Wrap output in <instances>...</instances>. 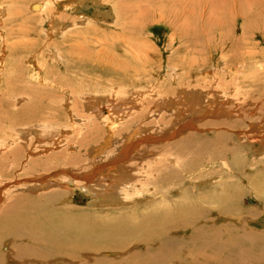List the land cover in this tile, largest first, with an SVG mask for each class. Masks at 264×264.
I'll return each instance as SVG.
<instances>
[{
	"label": "rangeland",
	"instance_id": "obj_1",
	"mask_svg": "<svg viewBox=\"0 0 264 264\" xmlns=\"http://www.w3.org/2000/svg\"><path fill=\"white\" fill-rule=\"evenodd\" d=\"M87 1L80 5L77 4L79 0H0V7L8 10L5 18L0 17V137L4 134L12 136L15 127L28 123L71 124L72 119L67 120L71 113L67 110L71 108L73 99H83V96L91 92L94 94L86 96L83 102L94 100L109 115L116 114L110 112V108L107 109L111 103L119 105L121 109L127 104L128 108L123 110L129 111V114L140 112L137 103L141 94L131 88L120 92V97H114V93L102 94L109 92L112 85L136 88L148 86L149 89L152 86L163 87L167 92L177 90L181 82L186 86L194 84L201 87L208 82V87L220 90V94L227 96L225 99L221 98L219 103L225 105L219 114V105L212 111L200 112L191 108L192 112L185 113L188 115L181 124H186V121L191 123L190 133H196L197 136L188 137L184 133L174 140H165L155 145L160 148L153 152L152 157L146 156L144 159H149V163L142 165L143 169H148L164 160L173 164L176 172L182 176H177L178 179L176 177L175 185L170 184L166 186L168 189H160L159 192V185H147L146 193L136 197L133 202L137 204L132 203L126 207L121 203L104 206L106 204L101 200L92 205L90 201L92 197V202L97 197L96 193L84 195L82 191L74 189L70 182L67 185L68 190H72V195L66 200H49L48 196H37L39 192H36L34 186H29L38 181L35 180L36 177L51 176L50 173L32 176L30 171L36 169L29 171V160L45 159L65 150L63 139L71 137V133L64 132L62 135H53L52 140L41 141L38 136L41 134L35 126L25 128V133L21 136L25 157L18 160L16 171L7 173L8 180L0 184V194L2 190L9 191L6 201H0V214L23 212L32 214L39 220L46 212L68 218L76 217L77 220H112L114 217L127 216L129 222L136 223L144 215H169L164 216L166 218L162 223L149 228L153 234L150 236L154 237L149 243H144V239L149 236L146 234L147 230L139 229L134 238L129 237L123 242L125 247L122 246L121 249L113 246L110 249L109 245L97 251L94 249L93 252L82 248L72 249L68 255L73 254L76 258L62 256L63 254L45 256L43 253L17 257L16 251H19L20 246L40 249L41 242L35 239L16 242L9 240L0 248L2 264H41L34 260L46 258L61 259L60 262H51L52 264H264V144L259 146L245 142L234 132L241 129L239 126L220 131L228 135L218 140L215 138V130L201 129L199 125L207 121L227 120L223 115H228L230 111L231 122L251 117L256 121L255 125H260L259 120L264 117V0ZM73 3L74 6L71 5ZM37 4H46L42 14L32 11V6ZM108 11L114 19L103 22L102 17ZM184 11L188 12L187 16H183ZM95 17H98V21H93ZM56 19L67 27L64 34L60 30H52ZM194 40L198 42L195 43ZM3 50L5 55L2 56ZM125 66L131 69L128 70ZM200 68H207L212 75L198 72L201 71ZM218 83H221L223 89ZM116 89L114 87L113 91ZM178 90L174 98L181 94L183 96L185 91L196 94L199 89H193V92L190 88ZM198 92L204 93L201 90ZM195 94L196 98L200 97ZM201 98L197 99L201 101ZM32 104L38 110L36 115L24 118L21 114H26ZM119 106L115 107L116 112L121 111L120 108L118 110ZM89 110L85 112L92 115L96 112L99 118L108 116L103 110L100 114L96 109ZM209 111L210 114L207 113ZM149 120L147 113L139 124H147ZM240 122L247 127V122ZM83 123H87V120H83ZM76 124L78 123H74ZM96 126V131L87 136L86 146L90 142H98L104 135L103 125L99 123ZM153 128L151 129L155 130ZM74 129L81 132L78 125ZM171 131L172 125L164 136ZM145 141H148L147 138ZM86 149L84 146L82 149L68 150L66 155L48 160L47 163H51L49 168L69 160L75 162L74 158H78L76 160L81 167H91L89 158L94 147ZM220 151H223L222 157L215 159L214 156ZM133 161L126 162L129 166L133 165V169L138 168L135 170L137 172H132L136 177L131 183L145 181L146 175L140 170L141 164ZM74 167L62 166L53 172L60 175L66 172L65 175L72 178L78 176L80 170ZM219 175L220 181L217 179ZM215 176L218 182L210 180ZM53 181L60 182L58 178ZM53 187L57 185L54 184ZM185 192L189 193L186 197L183 196ZM97 194L102 195L100 191ZM178 206H181L184 219L192 217L197 221L191 228L177 229L180 227L178 224L171 229L163 225L168 220H176L175 215L181 216L182 213L176 209ZM222 207L226 210L228 207L226 215L219 212ZM199 217H203V220ZM197 228L202 231L194 240ZM209 243L212 244L208 245ZM8 247H12L14 253L7 250ZM46 261L48 260L41 262Z\"/></svg>",
	"mask_w": 264,
	"mask_h": 264
},
{
	"label": "bare ground",
	"instance_id": "obj_2",
	"mask_svg": "<svg viewBox=\"0 0 264 264\" xmlns=\"http://www.w3.org/2000/svg\"><path fill=\"white\" fill-rule=\"evenodd\" d=\"M76 1L77 0H73V2H76ZM86 1L87 0H79L80 3L77 2V4L82 5ZM96 1L97 0H94L95 3H96ZM188 1H191V0H188ZM87 2L89 3L90 1H87ZM71 5L74 6V3ZM101 5H103V4L101 3ZM97 6H99V5H97ZM85 7H87V6H85ZM188 8H189V6H188ZM31 9H32V11L38 12V14H42L44 12V10L46 9V4L45 5H41V4L33 5ZM124 10H125V8H124ZM7 12H8V10H6V7H0V17L1 18L2 17L5 18L4 16L8 15ZM181 12H183V11L181 10ZM187 13L188 12L184 11V14L183 13L182 14H183V16H187L186 15ZM116 16L118 18V15H116ZM102 19H103V22L104 21L108 22L107 19L113 20L114 18H113V16L111 17V13L108 11L105 14V17L103 16ZM93 21H98V17H95ZM53 22L55 23V25L52 26V30L53 29L55 31L60 30V33L64 34V32L67 28L65 26V24L62 23V21H58L57 19L54 20ZM185 23L186 22H184V24ZM68 29H70V28H68ZM194 41H196V40H194ZM197 42L198 41H196L195 43H197ZM196 47H197V45L195 46V48ZM198 47H201V46H198ZM3 55H5L4 50L2 51V56ZM139 59H138V61H139ZM125 68H126V66H125ZM126 69L129 70L131 68H126ZM200 70L201 71H198V72H206L207 74L208 73L211 74L210 71L207 70V68L206 69L200 68ZM195 73H197V71ZM185 75L187 76V74H185ZM201 76H202V74H201ZM196 80L198 81V78ZM220 80H221V78H220ZM220 80H218V81H220ZM199 81H200V79H199ZM208 81H211V80H208ZM223 81H224V79H223ZM223 81H222V83L226 84ZM205 82L206 81L204 80L203 83H205ZM184 83H185V81H184ZM214 83H215V81H214ZM186 84H187V82H186ZM218 84H220V86H221V83H218ZM207 85H208V82H206L203 87L198 86V85H194V84H190V85L186 86V85H183V82H181L179 84L178 89L190 88L191 91L193 89L194 90L199 89L202 92H204V93L198 92L199 90L196 92V94H198V96L202 97L201 101L199 99H197L200 97L196 98L194 96L195 93L194 94L188 93V92L186 93V91H185L186 89L183 90L185 92L181 91V92H183V96L181 94V96L174 98L175 95L177 94L176 91L178 89L177 90L173 89L171 91L165 92L163 90V87H159V88L155 87L154 88V86H152V88L149 89L148 86L136 88V87L112 85L111 90H109V92L107 91V92L102 93L104 95H106L108 93L109 94L114 93V95H115L114 97H116V96L120 97V96H122L120 92H124L126 90H129L130 88L137 91V93L139 95L140 94L142 95L141 99H139L138 94H136V96L138 97L139 101L137 100V98L135 96H132V97L136 98V100L138 101L137 105L140 109L139 110L140 112H137V113L135 112V113H131V114L128 113L129 111L128 112L124 111L126 108H128L127 104L124 105V107H123L124 110L121 109L119 105H117V106H119L118 110L120 108L121 111L119 110L120 112L119 111L116 112L115 111L116 110L115 107H117L116 104H114V103L112 104L110 102L111 104H109V106H107V109L110 108L109 109L110 112H112L114 114L116 113V114L115 115H109L106 112L107 110L100 108V106L98 104H96L94 100H91L90 102L84 103L83 100L85 101L86 96H88L90 94H94L92 92L87 93L85 96H83V99H80V100H74L73 99V103H71L72 104L71 108H69L67 110L68 113H71L70 117L67 116V120L70 118L72 119L71 124L68 123V124H64V125H57V124L51 123V125H50V123L42 122L43 125H36V123H32V124L28 123V124L23 125V126L15 127V133H12V136L4 134L3 137H0V152H1L0 153V184L2 182H4L5 180H8L6 177L7 173H9L10 171H16L18 168V165H17L18 160L21 161L25 157L23 154L22 144H21V142H22L21 136H22V133H25V130H26L25 128L31 129V127L35 126L38 129V132H40V134H41V135H38L39 138L41 139V141L52 140L53 135H57V134L62 135L64 132L71 133V135H70L71 137H66L63 139L65 144H66L65 150L60 151L57 154L50 155V156L46 157L45 159H39L36 161L34 159L29 160L28 166H27V168H29V171L31 169H36V170L30 171L32 176H34V175L39 176V175H44V174H48V173H50L49 175L51 176V177H49V176L36 177L37 179H35V180H38V181L35 184H31L29 186V187L34 186V189L36 190V192H39L37 194V196L45 195V196H48L49 200H55V199L66 200L70 195H72V190L69 191L70 189H69V186L67 185V182H70L69 184L72 183V185L74 186V189H78L79 191H82L81 193H83L84 195L90 196V195H92L91 193H96L97 197H95L93 202H92L93 197L92 198L90 197L91 198L90 204H92V205L94 203H97V201L101 200L102 202H104L106 204L104 206H115L116 204L121 203L122 205H124L126 207L127 205H130L134 201H136V197L142 195L143 193L144 194L146 193L145 188L147 185L150 187H153L155 185H159L157 192H159L160 189H162V190L165 188L168 189V187H166V186H168L170 184L175 185L177 182L175 179L177 176L181 177L182 176L181 173L179 172L180 174H178L175 170L176 168L174 167V165L168 164L164 160L161 164H158L156 167L155 166L151 167V168L149 167L148 169L145 168L146 169L145 170V169H143L142 165L149 163V161H147L149 159H144V158H146V156L152 157L153 152H155V150L157 148H160V147H156L155 145L163 143L165 140H167V141L174 140V139L178 138L181 134H184V133L186 136L188 135V137L197 136L196 133H190V129L192 128L191 123L186 121L187 122L186 124H181L182 120H184L186 118L185 116L188 115L185 113L186 112L189 113L190 111L192 112L191 108L196 109L197 111H200V112L201 111L206 112V110L212 111V109H216L215 106L219 105L220 106V107H218V108H220L219 112L217 111L218 113L217 112L216 113L217 114H219L220 112L222 113V111H220V110L222 109V106L225 104H219L221 101L220 99L221 98L225 99V98H227V96H224L223 93L222 94L219 93L222 91L214 90V88L208 87ZM232 85L234 86V84H232ZM114 87H117V89L113 91ZM216 88L219 89V87H216ZM222 89H223V87H222ZM227 91H225V92H227ZM241 92H239V93L241 94ZM142 93H144V94H142ZM178 95H180V93ZM168 97L169 98L172 97V98L169 100V99H167ZM89 98H91V96ZM243 98H244V96H243ZM159 99H161V100H159ZM136 100H134V102H136ZM244 100H246V99H244ZM155 101H157V103ZM231 101H233V100H231ZM239 101H240V99H239ZM105 102H107V101H105ZM154 102L157 105L154 104ZM250 103H252V102H250ZM152 105H154V106H152ZM226 107H228V106H226ZM88 109H90V110L96 109L98 114H100V111L103 110L104 114H107L108 116H103V117L101 116V118H99L97 116L96 112H95V115H92L90 113L89 114L86 113L85 110L88 112ZM240 110L241 109L239 108V111ZM243 110H244V108H243ZM36 111H38V110L35 109V106L32 104V106L29 108V110L27 109L26 114L22 113L21 115L24 116V118H26V116L29 117V116L36 115ZM210 111L207 113L210 114ZM224 111H226V110H224ZM250 111H253V110H250ZM253 112H255V111H253ZM147 113H148V117L150 118L149 122L147 124L140 125L139 121L141 120V118L143 116L147 115ZM214 113L215 112H213L212 114L214 115ZM227 113H229V112H227ZM22 116L20 118H22ZM132 116H133V118H129ZM223 116H224V119H227V120L213 121V122L207 121V122H204L202 125L199 124L200 128L202 127L203 129L206 128V129L215 130L217 132L216 133L217 136L215 138H217L218 140H222V138H224V137L226 138L228 134L226 135V133L224 134V133H221L220 131L228 130L227 128L239 126L241 129L238 128L239 131H234V132L237 133V135L241 136L245 140V142H249L253 145L259 144V146L264 144V140H263V138H264V117L259 120V122L261 121L260 125H255L256 121H254V119H252L251 117H250L251 119L250 118L244 119V117H243V119H240V120L241 121L244 120V123L247 122L248 125L246 127L243 124V122H240V120L235 121V122H233V121L231 122V120H229V119H231V111L228 115L224 114ZM250 116H251V114H250ZM125 118H127V119H125ZM83 120H87V123H83ZM259 122H258V124H259ZM74 123H78L76 125H78L79 130L81 129V132L75 131L74 128L76 125H74ZM99 123L101 125H103V127H104L103 128L104 135L102 136V138L98 142L93 141V142L88 143L86 146L85 143L87 142V139H86L87 136L90 133H93L96 131V129L98 128L96 125H98ZM79 124H81V125H79ZM171 125H172V131L169 133V135H166V137H165L164 134L167 133V131L169 130ZM199 125H198V129H199ZM153 127H155V128H153ZM151 128H153L155 130H152ZM193 129H194V127H193ZM228 132H230V131H228ZM146 138L148 141H145ZM242 138H241V140H242ZM142 141H143V143H142ZM53 144H55V143L53 142ZM84 146L87 148L86 151L89 148L94 147V151L92 153H90L91 158H89L90 159L89 163L92 165L91 167H89V168L81 167L80 163H77L78 160H76V159H78V158H74L75 162L69 160V161H66L65 163L63 162L62 165H58V166L56 165L54 167L51 166V168H49V165H51V163L48 164L47 163L48 160L55 159V158H58L59 156L66 155V152L68 150H75L76 148L82 149ZM259 146H258V148H259ZM222 152L223 151L217 152L216 155L214 156V158L218 159L219 157H222V155H223ZM77 153H78V151H77ZM76 156L77 155H75V157ZM69 157H71V156L69 155ZM133 158H135L134 161H133ZM127 160L128 161L132 160L133 162L141 164L142 168L141 169L139 168V169L143 170V173L146 175L145 181H143V182L139 181L136 183H131V181L134 180V178L136 177V175H134L132 172L138 168L133 169L132 168L133 165L129 166L126 163ZM70 162H73V163H70ZM235 162H236V160H235ZM101 163H103V164H101ZM52 164H56V163H52ZM262 164H264V163H262ZM71 165H74L75 169L76 168L80 169V170H78V173H77L78 176L72 177L73 179L70 177L68 178V176L65 175L66 172H64L63 174L61 173L62 175L53 172L62 166L66 167V166H71ZM178 168H179V166H178ZM35 172H38V173H35ZM135 172H137V171H135ZM183 173H184V170H183ZM64 175L67 177H65ZM233 176H235V175H233ZM178 177H177V179H178ZM57 178L60 180V182H58V183H56L57 181H53L54 179H57ZM216 178H217V176H215L214 179H210V180L214 181V180H216ZM217 179H219V181H220L221 176L219 175V177ZM216 181L218 182V180H216ZM203 182H205V184H206V181H203ZM209 183H211V182H209ZM54 184H56L57 187H53ZM119 186H120V188H118ZM231 187H233V186H231ZM14 189H16V188H14ZM14 189H12V190H14ZM98 191H100L102 193L101 196L99 194H97ZM8 194H9L8 190H2V192L0 194V201L4 203L7 199ZM188 194H189L188 192H185L183 196L186 197ZM26 196H29V195H26ZM207 201H209V200H207ZM83 202H85V201L83 200ZM135 203H133V204H135ZM195 206H197V205H195ZM1 207H2V205H0V208ZM192 207H193L194 213H196L193 205H192ZM202 208H201V210H202ZM176 209L178 212H180V214L182 213L181 212V206H178ZM195 209H196V207H195ZM198 210H197V212H198ZM187 211H188V209H187ZM166 212H168V211H166ZM188 212H190V211H188ZM219 212L226 215V212H228V207H227V210H226V208L224 209V207L220 208ZM184 213H187V212H184ZM202 213H203V210H202ZM204 214H205V212H204ZM159 215H161V214H159ZM167 215H169V214L164 213L162 216H159V217H157V214H149V215L140 216V221L138 223H136V222H129V220H127V218H128L127 216L114 217L112 220H102V219L101 220L100 219H97V220H88V219L77 220V219H75L76 217L75 218L74 217L68 218V217L63 216V215H58V214L53 215V214L46 212L43 214L42 218L39 220V219L35 218L32 214H29V213L18 212V214H15L12 212H10V213L6 212L5 214L4 213L0 214V248H1L2 244L6 243V241H9V240H13V242H16L17 240H23V239H29V240L35 239V240L41 242V248L40 249H35L32 247L31 248H26V247L23 248L24 246L21 244L23 247L22 248H20L21 246L19 247V251H16V256L17 257L29 256V255L35 256V255H40V253H43V254H45V256H57V255L63 254L62 256L65 255L66 257L72 256V258H76V257H73L74 256L73 254L68 255V254H70V251L72 249L77 250V249L82 248V250H85V251L86 250L92 251V250L96 249V251H97L100 248L102 249L104 246H106L105 248H107V245L111 246L110 249L112 248V246L115 249L118 247H120L119 249H121L123 246V242L127 241V239H129V237L134 238L136 236V233L139 231V229L147 230L146 234L149 236L144 239L145 240L144 243H149V240L151 241V239L154 238V237H152L153 234H151L152 232L149 230V228L154 226V225H157L158 223H162L163 222L162 220H164V218H166L164 216H167ZM182 216H183V213L180 216L181 218L178 215L177 216L175 215V218L177 217L176 220H178V221L168 220V223L163 224V225H166L167 226L166 228L171 227V229L176 228L178 226V224L180 227H177V229H184V228H189V227L191 228L193 226V223L195 222L194 219L192 217H190V218L188 217V219H186V218L184 219ZM228 216H231V215H228ZM203 217H201V218L199 217V218L202 219ZM196 222H195V224H196ZM203 226H205V225H203ZM200 228H202V227H200ZM201 231L202 230L197 228V230L195 232V237L193 238L194 240L197 239V234L199 235L201 233ZM150 235H152V236H150ZM4 238H7V239L4 240ZM146 241H148V242H146ZM210 244H212V243H209L208 245H210ZM123 247H125V246H123ZM11 248L8 247L7 250L14 253L13 249H11ZM108 249H106V250H108ZM2 257L3 256L0 253V264H2V261H3ZM44 260H48V261L42 263L41 261H44ZM60 260L61 259L53 260L50 258H46V259H43L40 261L34 260V262L35 263H41V264H52L53 262H56V261L60 262ZM73 260H63V262H71ZM134 261H135V259H134ZM18 264H23V263H18Z\"/></svg>",
	"mask_w": 264,
	"mask_h": 264
}]
</instances>
